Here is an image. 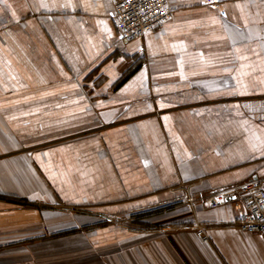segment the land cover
I'll list each match as a JSON object with an SVG mask.
<instances>
[{
  "label": "crops",
  "instance_id": "obj_1",
  "mask_svg": "<svg viewBox=\"0 0 264 264\" xmlns=\"http://www.w3.org/2000/svg\"><path fill=\"white\" fill-rule=\"evenodd\" d=\"M171 3L124 40L111 0H0V239L100 218L136 264H264L235 196L202 200L264 177V0Z\"/></svg>",
  "mask_w": 264,
  "mask_h": 264
},
{
  "label": "rangeland",
  "instance_id": "obj_2",
  "mask_svg": "<svg viewBox=\"0 0 264 264\" xmlns=\"http://www.w3.org/2000/svg\"><path fill=\"white\" fill-rule=\"evenodd\" d=\"M3 119L0 113V120ZM4 133L0 126L1 141ZM4 147L1 145L0 149ZM107 224L110 223L103 219L91 218L79 228L51 233L47 227L43 236H33L35 233L29 231V238L19 240L16 238L21 234L7 230L0 239V264H119L124 260L126 264H136L138 256H134L132 246L125 248L116 238L110 244L98 238Z\"/></svg>",
  "mask_w": 264,
  "mask_h": 264
},
{
  "label": "built area",
  "instance_id": "obj_3",
  "mask_svg": "<svg viewBox=\"0 0 264 264\" xmlns=\"http://www.w3.org/2000/svg\"><path fill=\"white\" fill-rule=\"evenodd\" d=\"M111 1L114 27L124 40L139 38L160 28L175 14L171 0ZM192 185L193 182L183 183L179 188L184 191L186 202L194 209L196 197L191 190ZM234 196L233 204L240 228L250 233L258 232L264 237V177L210 192L202 200L208 207H216ZM196 235L205 242L210 239L206 227L199 223L196 224Z\"/></svg>",
  "mask_w": 264,
  "mask_h": 264
},
{
  "label": "snow or ice",
  "instance_id": "obj_4",
  "mask_svg": "<svg viewBox=\"0 0 264 264\" xmlns=\"http://www.w3.org/2000/svg\"><path fill=\"white\" fill-rule=\"evenodd\" d=\"M3 2L6 4V0H3ZM7 6V5H6ZM238 6V5H237ZM65 7H67V5H65ZM13 15H15V13H13ZM75 87V85H74ZM235 198V197H234Z\"/></svg>",
  "mask_w": 264,
  "mask_h": 264
},
{
  "label": "water",
  "instance_id": "obj_5",
  "mask_svg": "<svg viewBox=\"0 0 264 264\" xmlns=\"http://www.w3.org/2000/svg\"><path fill=\"white\" fill-rule=\"evenodd\" d=\"M232 197H229L228 199H231Z\"/></svg>",
  "mask_w": 264,
  "mask_h": 264
}]
</instances>
